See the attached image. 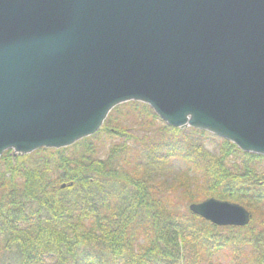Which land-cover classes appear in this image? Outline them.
Instances as JSON below:
<instances>
[{
    "label": "water",
    "instance_id": "1",
    "mask_svg": "<svg viewBox=\"0 0 264 264\" xmlns=\"http://www.w3.org/2000/svg\"><path fill=\"white\" fill-rule=\"evenodd\" d=\"M132 102L264 156V0H0V160L72 147ZM189 210L252 219L215 198Z\"/></svg>",
    "mask_w": 264,
    "mask_h": 264
},
{
    "label": "trees",
    "instance_id": "2",
    "mask_svg": "<svg viewBox=\"0 0 264 264\" xmlns=\"http://www.w3.org/2000/svg\"><path fill=\"white\" fill-rule=\"evenodd\" d=\"M210 198L255 215L217 227L189 210ZM1 252L0 264H264V156L122 105L72 147L3 154Z\"/></svg>",
    "mask_w": 264,
    "mask_h": 264
},
{
    "label": "rangeland",
    "instance_id": "3",
    "mask_svg": "<svg viewBox=\"0 0 264 264\" xmlns=\"http://www.w3.org/2000/svg\"><path fill=\"white\" fill-rule=\"evenodd\" d=\"M209 148L212 149L213 147H210V146H209ZM247 210H248V209H247ZM248 211H249V210H248ZM249 212H250V214L252 215V219H253V216H254L255 214H253V212H251V211H249ZM256 215H257V214H256ZM252 219H251V221H252ZM0 255H3V252H1Z\"/></svg>",
    "mask_w": 264,
    "mask_h": 264
}]
</instances>
